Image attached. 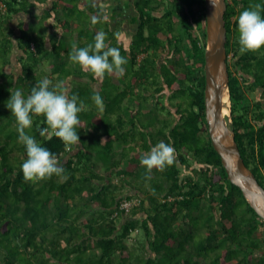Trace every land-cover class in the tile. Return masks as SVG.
Instances as JSON below:
<instances>
[{
    "label": "trees",
    "instance_id": "trees-1",
    "mask_svg": "<svg viewBox=\"0 0 264 264\" xmlns=\"http://www.w3.org/2000/svg\"><path fill=\"white\" fill-rule=\"evenodd\" d=\"M2 1L6 11L0 12V264H264V220L228 180L205 122L204 0H157L154 6L152 0H138L133 5L136 12L132 24L137 29L130 53L133 58L147 54L141 60L138 77L148 76L151 67L152 84L160 85L158 89L170 87L175 74L168 70L159 74L155 65L167 47L189 62L187 78L177 88L178 95L188 99L189 119L167 132L168 121H163L161 135H157L160 139L163 134L161 139L174 147V163L163 172L154 169L146 178L140 157L148 143L140 128L148 123L138 120L139 127H134L135 113L127 119L129 115L120 111L118 102L110 104L108 94L113 91L105 87L106 82L99 91L80 82L71 94L87 105L84 92L105 93L104 98L101 96L105 110L89 109L79 114L81 148L75 154H70L54 136L41 137L39 131L47 126L46 121L34 117L30 134L58 157L67 176V180L53 176L37 184L23 179L21 166L26 151L18 142L16 122L6 102L9 89L20 88L27 96L44 78L45 73L40 72L42 59L34 53L44 38L36 40V32L22 30L25 47L30 50L33 43L34 50L28 52L15 82L5 77L10 36L1 28L11 13L17 12V0ZM255 3L264 5V0H226L225 48L234 62L228 69L234 139L245 165L264 187V55L241 54L237 29L239 14ZM70 6L71 18L76 5ZM261 14L264 16V11ZM198 66L200 73L195 74ZM63 68L52 69L58 74L53 85L64 84L71 74H86L78 65L70 66V70ZM239 72L241 78L244 74L251 77L250 85L239 79ZM129 73L131 68L127 76ZM105 78L114 80V76ZM122 99L120 94L118 100ZM89 104L94 105L92 99ZM148 107H137V111L143 113ZM159 107L156 104L153 111L148 109L146 117L164 105ZM106 110L111 112L108 116ZM199 114L203 133L201 140H196L200 128L195 120ZM87 127L95 133L89 142L84 132ZM131 128H137V132ZM125 146L128 151L123 152ZM124 200L134 202L128 211L119 207Z\"/></svg>",
    "mask_w": 264,
    "mask_h": 264
},
{
    "label": "clouds",
    "instance_id": "clouds-1",
    "mask_svg": "<svg viewBox=\"0 0 264 264\" xmlns=\"http://www.w3.org/2000/svg\"><path fill=\"white\" fill-rule=\"evenodd\" d=\"M214 6V5H213ZM264 5L255 3L243 10L238 16V43L241 54L252 53L264 55ZM100 16H93L92 23L100 22ZM107 34L99 30L94 42L84 47L72 44L69 59L94 79L103 81L106 76L117 79L126 73L127 58L121 55L118 47L106 43ZM10 98L6 107L16 122L18 142L26 151L22 163L23 179L27 183L37 184L53 176L67 180L65 168L58 157L48 148L42 146L31 134L34 117H42L46 127L39 131L41 137L54 136L67 149L74 151L80 144L77 128L80 126L79 114L88 110V106L75 94L69 96L61 84L53 85L48 78H43L31 88L25 96L20 88L9 89ZM95 107L103 112L105 105L97 92L91 97ZM175 149L165 142H159L149 152L142 154L140 164L145 169V177L150 178L153 170L163 172L174 163Z\"/></svg>",
    "mask_w": 264,
    "mask_h": 264
},
{
    "label": "crops",
    "instance_id": "crops-1",
    "mask_svg": "<svg viewBox=\"0 0 264 264\" xmlns=\"http://www.w3.org/2000/svg\"><path fill=\"white\" fill-rule=\"evenodd\" d=\"M136 1L138 0H17V2H13L17 12L11 13L10 18L1 28L5 35L10 36L7 63L3 67L6 72L5 77H12L15 82L21 76L22 64L27 61L28 52L34 50L31 46L30 50L25 47L24 41L21 39V31L31 28H34V32H36V40L40 39L38 37L44 38L39 50L34 51L36 57L42 59L41 62L43 63L49 55L51 56V63L44 65L46 68L44 78L51 81L58 76L57 73H52V69L56 68L55 61L64 63L63 67L66 65L69 68L70 66L75 67L76 64L69 59L72 44L76 43L78 47L86 44L87 35L93 36L98 32V28L100 30V27L103 30L108 29V31H104L107 34V42L112 47L115 44L130 64V50L135 44L136 25L132 24V20L136 12L133 6ZM71 3L76 5V9H73L70 18ZM157 3V0L151 1L153 6ZM23 6L27 8L26 11L20 10V7ZM97 15L101 18L100 22L93 24L91 22L92 17ZM122 20L124 22L128 20L132 26L129 25L122 29ZM105 81L106 78L99 81L91 75L83 77V75L71 74L64 81L62 88L66 89L70 96L74 87L80 82L88 84L93 91H99L100 85ZM114 81L117 85L115 77ZM84 132L89 136L90 128H85ZM85 138L88 142L90 141L86 135ZM80 148L81 145L79 144L70 154L77 153Z\"/></svg>",
    "mask_w": 264,
    "mask_h": 264
},
{
    "label": "water",
    "instance_id": "water-1",
    "mask_svg": "<svg viewBox=\"0 0 264 264\" xmlns=\"http://www.w3.org/2000/svg\"><path fill=\"white\" fill-rule=\"evenodd\" d=\"M214 5V6H213ZM206 19L204 107L208 135L228 180L237 186L249 206L264 220V187L245 165L231 122L226 54V0H204ZM227 100L228 114L223 107Z\"/></svg>",
    "mask_w": 264,
    "mask_h": 264
},
{
    "label": "flooded vegetation",
    "instance_id": "flooded-vegetation-1",
    "mask_svg": "<svg viewBox=\"0 0 264 264\" xmlns=\"http://www.w3.org/2000/svg\"><path fill=\"white\" fill-rule=\"evenodd\" d=\"M227 1L230 2L231 0H227ZM129 25L132 26L128 20L125 22L122 20V26H121L122 29H125ZM136 29H137V26L135 27V30ZM145 30H146V34H148V31H149L148 28H145ZM134 34H136V32H134ZM146 56H147V54L145 53V54L140 55V57H138V58L137 57L133 58L132 53H131L130 54L131 60H130V67H129V68H131V73H129L130 76L129 77L127 76L128 72L126 71L124 77H122V78H124L125 80H127V78H129V80H128L130 82L129 88L131 90L133 89L132 85H137V83H139V80L141 82L147 81L150 84V86L148 85L146 91L141 90L142 91V99H146V102L149 105L148 109H150L152 111H153L154 107H156V104H158V107L160 106L159 107L160 109H161L162 105H164L163 109L157 110L155 112L156 117H157V114H158V117L161 116V114H163L164 118H163V120H161L162 125H163V121H168V127L166 129V132H167V130L171 131L172 129H175L177 126H182L185 119H189L187 116L188 115L187 114L188 109H189L187 106L188 99L185 95H183V96H181L180 94L178 95V90H177V88L180 87V85H181L180 82L182 80L185 81L187 78L186 77V75H187L186 64L189 62H187L186 59H184V61L181 60L182 59L181 54L176 52L175 50L172 51L169 47H167L163 52H161L160 55L156 59V64H155L157 67L156 71L160 74V73H164V70H168L170 72V74L171 73H172V75L175 74L176 78H175L174 82L170 85L169 88L167 86H165L162 88L160 87V89H158L160 85L152 84L154 81V78L151 75V72L154 71L153 68L149 67L150 71H148V74H147L148 76H145V77L143 76V78H141V79L138 77L139 73L141 74V69H140V68H142L140 65L142 63L141 60ZM233 63L234 62L232 61V53H229L227 56V67H228V69H230V67H231V65H233ZM176 69L178 70L177 72H175ZM231 70L233 71V69H231ZM197 71H198V73H200L199 66L196 68L195 74H197ZM233 74H234V72H233ZM238 76L240 77L239 79L243 78L242 79L243 83H248L250 85V82L252 81V79L248 74H244L241 78L240 72H239ZM122 78L117 79V84L119 86H121V90L119 91L120 94H123L126 90H129V88L125 90L126 83H125V81L122 80ZM150 78L152 80H149ZM162 78H163V76L161 75V83L164 82V78L163 79ZM139 93L141 94V92H139ZM253 96L257 98L259 96V94L258 93L256 94V92H255V93H253ZM249 97L252 98L251 96H249ZM159 99H162V101L161 102L158 101ZM148 109H147V111H148ZM195 111H196V107H195ZM195 115H197V111H196ZM191 117H193V116H191ZM192 119H194V117ZM139 121L137 122V124L134 122V127H139ZM195 121L199 122L198 125L200 128V130L196 133V140L197 139L201 140L200 137L202 136V133H203L202 127H201V124H202L201 114L196 116ZM205 122H206V120H205ZM140 129H142L141 131H143L145 133L144 134L145 141H146V143H148L147 149L144 150L145 153L149 152L153 146H155L157 143H159V140L163 139V137H162L163 134H162V136H160V139L157 138L158 141H155V140L151 141V136L149 135L148 130H147L148 127H145V128L141 127ZM136 132H137V128H136ZM158 133H159V135H161V132H159V130H158ZM158 133H157V135H158ZM170 134H171L170 132L166 133L168 139L171 138ZM136 148H137L136 150L138 151V147H136ZM182 170H183L182 174L186 175V170L184 168H182Z\"/></svg>",
    "mask_w": 264,
    "mask_h": 264
},
{
    "label": "rangeland",
    "instance_id": "rangeland-1",
    "mask_svg": "<svg viewBox=\"0 0 264 264\" xmlns=\"http://www.w3.org/2000/svg\"><path fill=\"white\" fill-rule=\"evenodd\" d=\"M159 8H161V7H159ZM100 30H103V28H101L100 27ZM27 33H30L31 31H34V28H31V29H28V30H25ZM98 31H99V28H98ZM103 31H108V29H105V30H103ZM91 33V32H90ZM95 35H96V33L92 36L91 34H90V37H88V39H86V41L85 42H87L86 44H84V45H82V46H80V47H84V46H86L87 44H89V43H93L94 42V37H95ZM106 43H108L107 42V40H106ZM109 44V43H108ZM113 47H116V45L114 44L113 45ZM121 55H122V53H121ZM51 56L49 55L46 59H45V61H43V63H41V65H42V69H41V71L40 72H42V73H46V70H44V69H46L45 68V66H46V64L48 65V64H50L51 63ZM54 60H56V57H54ZM66 61H67V63L70 65V62L66 59ZM45 65V66H44ZM54 65H56L55 67L56 68H59V69H62V67H63V65H64V63H60L59 61H55V63H54ZM67 66V65H66ZM64 67L63 69H65V70H70V68H69V66H67V67ZM129 64L127 63V65L125 66L126 67V71L128 72L129 71ZM44 70V71H43ZM61 71V70H60ZM85 75H89V74H85ZM44 76V75H43ZM129 77V76H128ZM55 78V77H54ZM122 80L123 81H125V83H126V86H125V90L126 89H128L129 88V86H130V82L128 81L129 80V78H127V80H125L124 78H122ZM149 80H152L151 78L149 79ZM54 81H57V79L56 80H54ZM108 81V82H107ZM107 84H106V86L105 87H109L110 89H108L109 90V92L110 91H113L112 93H109L108 95H109V97H110V99H109V102H110V104H113L115 101L116 102H118L117 103V106L119 107V109H120V111L121 110H124L128 115H129V117H127V119H130V117H131V115L132 114H134L135 113V115H136V117H134L133 119V121L137 124V120H140L142 123H148V133H149V135L151 136V137H153V139L155 140V141H158V139H157V133H158V130H159V128L160 127H162L163 125H162V123H161V120H163V118H164V115L163 114H161V116H159L158 117V114H157V117H156V114H154L153 115V112H152V116L151 117H146V114H147V110H145V111H143V113H141V112H138L137 111V107H147V102H146V99H144V100H142V91H146V89H147V87H148V85L150 86V84L148 83H146V82H141L140 80H139V83H137V85H132L133 86V89L132 90H126L123 94H121V97H123V99L122 100H118L119 99V97H120V90H121V86H119L118 84L117 85H115V81L113 80V79H108V80H106L105 81ZM141 82V83H140ZM63 85V84H62ZM107 90V89H106ZM142 90V91H141ZM139 92H141V94H139ZM96 92H91V93H87V92H84L83 93V96H85L86 98H87V106H88V110L89 109H91V111L92 110H95V109H97L96 107H94V105L93 104H89V102L91 101V97L93 96V94H95ZM103 98H104V96H105V93H102V92H100L99 93ZM72 95V94H71ZM70 95V96H71ZM125 97V98H124ZM102 98V99H103ZM88 99H90V100H88ZM89 101V102H88ZM158 101H162V99H159ZM118 107H116V104H115V108H118ZM112 109V108H111ZM87 110V111H88ZM106 113H107V110H106ZM111 112H108L107 113V116L110 114ZM165 113V112H164ZM106 118V117H105ZM159 120H158V119ZM109 120V119H108ZM107 121V120H106ZM109 121H111V120H109ZM99 125V124H98ZM104 126H106L105 128H107L108 127V125H107V122L105 123V125ZM94 127H96V125L94 126ZM93 128H90V135L88 136V135H86V137H89V138H92L93 137V135H95V133H94V131L92 130ZM130 131H132V132H135L136 133V131H134V129L133 128H131L130 129ZM159 142H166V141H163V140H159ZM139 148V147H138ZM124 149V150H123ZM122 149V151L123 152H125V150L126 151H128V148L125 146L124 148Z\"/></svg>",
    "mask_w": 264,
    "mask_h": 264
},
{
    "label": "built area",
    "instance_id": "built-area-1",
    "mask_svg": "<svg viewBox=\"0 0 264 264\" xmlns=\"http://www.w3.org/2000/svg\"><path fill=\"white\" fill-rule=\"evenodd\" d=\"M6 11V5L2 0H0V12L5 13ZM31 48L33 49V44L31 43ZM134 205L133 201L124 200L120 203V209H124L125 211H128L132 206Z\"/></svg>",
    "mask_w": 264,
    "mask_h": 264
},
{
    "label": "bare ground",
    "instance_id": "bare-ground-1",
    "mask_svg": "<svg viewBox=\"0 0 264 264\" xmlns=\"http://www.w3.org/2000/svg\"><path fill=\"white\" fill-rule=\"evenodd\" d=\"M203 74V73H202ZM205 75V74H204ZM223 107H224V109H225V115H226V117H228L229 116V112H228V107H229V104H228V101L227 100H225L224 101V104H223Z\"/></svg>",
    "mask_w": 264,
    "mask_h": 264
}]
</instances>
